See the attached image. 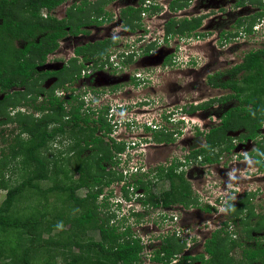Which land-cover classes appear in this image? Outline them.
<instances>
[{
    "label": "trees",
    "instance_id": "obj_1",
    "mask_svg": "<svg viewBox=\"0 0 264 264\" xmlns=\"http://www.w3.org/2000/svg\"><path fill=\"white\" fill-rule=\"evenodd\" d=\"M62 1L26 0L23 6L27 15L24 14L21 19H16L11 9L17 0L0 1V18L2 19L0 38L3 34H12L14 37L27 41L22 49H14L11 46L12 42L10 45L5 42L8 51L3 57L1 54L4 49L0 48V64H8L6 58H9V50H15L18 61L17 65H11L9 70L2 69L0 66V91L15 85L26 86V91L20 94L19 98L26 102L27 95L32 94L25 104L33 106L38 111V114L19 111L16 118L19 133L10 155L13 158H17L21 154L24 155L22 163L27 167V174L20 183L8 188L6 197L0 204V264H62V262L65 264H142V252L145 246L141 237L135 235L133 228L127 224L125 218H117V214L114 212L113 216L116 218L114 222L113 216L103 214V207L107 204L110 205L108 199L113 194V188L111 190L110 186L115 180H118L114 169L108 170L105 165L106 162L117 163L114 161L116 151L114 153L104 138L97 133L107 124L103 123L102 126H99L94 121L95 124L91 127L89 116L81 112L82 104H76L67 99L62 100L54 92L55 87L49 92L48 100L35 104L40 94V88L36 87V82H31L30 77H33L34 74L29 69L33 70L39 62L45 60L46 54L57 47V40L67 34V28L70 27L72 32L77 33L82 25L91 23L90 10L89 14L84 12V15L76 16L70 10L69 18L62 21L55 18L45 19L41 16L43 7L51 9ZM140 2L142 3V0ZM244 2L245 0H241L239 4H244ZM102 6L99 5L98 13L102 11ZM171 6L172 9H180L186 6V3L174 0ZM82 8H80L81 12L84 11ZM148 8L142 7V4L140 8L128 7L124 12L126 22L132 26H142L139 11L148 10ZM150 8L154 12L161 9L157 3L151 4ZM263 15L264 11L258 12V16ZM73 18L77 19L76 22H73ZM241 22L242 20L239 23ZM201 24V18H182L177 21L175 18H171L167 22L165 37L168 40L171 34L195 30ZM38 34L41 35L36 39ZM99 45L106 47L108 43L101 42ZM153 46L154 42L150 43L147 51ZM240 71H242V75L241 79H238L236 75ZM57 73L54 71L52 74ZM228 73H232L230 80L222 81L224 73L218 72L210 76V82L215 83L214 85L222 84L225 87H231L237 92L245 94V103L252 104V107L241 108L245 111L243 118H245V122L253 119L251 122L253 130L249 136H255V129L264 121V50L250 51L245 55L244 61L233 67ZM31 83L33 84L30 85ZM5 100L14 106L20 104V101L11 100L9 97H6ZM2 102L3 100L0 101V109H3ZM66 103H70V105ZM197 109V106H193L188 112H195ZM229 114H233V112L230 111ZM103 121L102 118L98 120V122ZM236 121L235 117L225 118L224 127H235ZM221 129H223L221 126L211 129L207 134V143L200 148L192 149L187 157L202 158L201 162L204 164L218 162L222 152L230 150L233 146L224 147L222 145L225 141V134L221 132ZM22 134H28L27 139H22ZM201 134L203 131L197 127L196 135ZM61 137H72L73 142L65 145L63 149L55 148L56 146L53 144L56 142L65 144L60 139ZM155 137L158 141L174 139L162 134L161 131L156 132ZM88 148L97 152L95 165L89 164V154L84 155ZM116 149L123 150V147H116ZM71 152L73 155H70ZM263 154L264 149L257 154V163L264 170ZM179 165L180 163L177 162L168 168H159L157 176L162 180L169 179L171 187L158 197L152 194L150 202L153 205L170 206L177 202L185 206H200V197L194 193L184 171L181 173L176 171V167ZM6 167L7 162L0 161V188L5 185L2 172ZM76 175L78 177L74 178ZM47 179L52 180L53 185L44 188L41 186V181ZM140 183H143L141 176L137 179V187ZM83 187H87L89 191L85 196H80L78 190ZM106 187L110 188L109 194L103 195L100 199ZM126 188L127 186H125V190ZM34 191L44 195L56 191L65 193L70 210L58 211L54 207L53 213L56 215L51 218L48 217L49 213L46 211L37 209L30 213L20 214V211L16 209L19 201L26 199L28 194ZM245 195L238 203L228 204L229 213L232 215L234 223L243 222L242 214L244 212L246 219L255 215L253 198H250L255 193ZM147 202L148 198L144 199V203ZM109 207L106 211H110L111 206ZM201 207L205 211L212 210L208 204L201 205ZM137 215H141V213ZM247 222L246 220L245 223ZM65 225L69 227L66 228ZM261 230H264L263 215L246 230V239H254L253 243L245 245L237 238L226 240L219 231L208 242H213L215 246L218 245L216 247L219 248L218 251L225 247V242L230 243L231 247H243L244 258L235 260L221 255L220 264L224 258L226 264H232V262L236 264H264V243L259 240L260 237L253 234L254 231ZM97 234H99V239H95ZM183 247L179 239L166 236L152 259L162 264H171L174 254L180 252ZM216 248L208 246V250L215 255L218 254ZM59 257L62 260L59 261Z\"/></svg>",
    "mask_w": 264,
    "mask_h": 264
},
{
    "label": "flooded vegetation",
    "instance_id": "obj_2",
    "mask_svg": "<svg viewBox=\"0 0 264 264\" xmlns=\"http://www.w3.org/2000/svg\"><path fill=\"white\" fill-rule=\"evenodd\" d=\"M1 1V0H0ZM26 0H17L14 6L11 7L13 16L16 19H21L22 16L27 13L25 12L24 4ZM105 0V3H103V8L100 13L97 12V9L99 8L100 3L103 1L100 0H63L60 4L56 5L55 7L49 9L47 7H43L41 9V16L43 18H55L59 21L67 20L69 18V11L72 10L73 13L76 15L82 14H88V11L90 10V17H91V23L84 24L80 27V30L75 33L70 30V27L67 28V34H65L63 37H60L57 40V47L48 52L46 54L45 60L43 62H39L36 67L32 70L29 69L32 74H34L33 77H30L31 82H36V87L40 88V94L37 97V101L35 104H38L40 102L46 101L49 99V92L55 87V93L62 99H67L68 101L71 100V102L76 104H82L81 112L84 115H88L90 118L89 125L91 127L94 126V121L98 123L99 126H102L103 123H106V127L104 126V133L102 129L98 132L100 134L106 143H108L109 148L113 150L115 153L116 147H118V143L114 139L110 137L112 136V123H113V117H121L120 112L122 110H126L127 113L137 115L138 113L135 111L130 110L131 108H135L139 111L144 110L146 105V98H140L138 95L141 93L140 89H129L127 85L129 84V79L131 78L132 82H134V85L140 84V80L144 79L145 77L141 74L142 71H145L144 68L140 69V64L144 63V58L151 59L156 56L157 50L160 48L161 40H167L166 39V26L167 22L171 18H175V20H179L182 18H201L202 24L197 27L195 30H188L185 33L177 32L174 34H171L168 38V40L172 41L174 39V46L178 48L179 43L182 42H188L191 41L194 38H199L201 36H204L202 33L204 27H207L210 25L211 22L214 21L213 15L215 14V10H221L220 17L222 20H224L225 16V6L228 4L230 6L229 14L233 15L235 17V27L236 30L230 31V34H234V37H241L240 35H243V31L241 30V26L243 21L247 24L246 27L244 26V32L249 33L252 31V27H255L253 29L252 35H255V38L257 37V34L260 31L257 28L264 23V15L258 16V12H263L264 9H261V6H264V0H245L244 4H239L241 0H198L197 5L201 4L200 13H197L196 15L187 13L186 11H189L191 9L194 10V6L192 3L196 0H181L186 3V6L180 8V9H172L171 5L174 0ZM153 3H157L160 6V10H156L154 12L151 10L150 5ZM105 4V5H104ZM142 4V7H149L148 10L142 9L140 12L141 14V22L142 26H135L130 25L126 22V19L124 18V12L125 10L132 6L134 8H140ZM192 4V5H191ZM112 5V10L111 6ZM255 5L257 6V10H254ZM260 6V7H259ZM83 7V8H82ZM207 9H206V8ZM80 8H82L84 11L81 12ZM184 8L186 10H184ZM254 10L253 12H251ZM112 11V13H111ZM225 12V13H224ZM228 14V15H229ZM165 17L163 21V25L158 26V28H162L163 30L160 31V37L150 38V33L148 29H151L152 26L149 23L155 24L154 17ZM116 17V18H115ZM115 18V19H114ZM244 18V19H243ZM125 19V20H124ZM76 18H73V22H76ZM242 20L241 23H239ZM123 21L124 27H120L119 22ZM2 22V19L0 18V23ZM105 23H110L108 25V32H106L105 27L103 26ZM151 25V26H150ZM119 26V29L116 30L115 28ZM112 28L114 31H111ZM246 28L251 29L250 31ZM205 29V28H204ZM205 34V33H204ZM209 34V33H208ZM219 37L222 39L220 34H224V31H219ZM41 34H38L36 39L40 37ZM262 35V34H261ZM0 38V48L4 49L3 53L1 54V57H3L6 52L8 51L5 45V42H8L9 45L11 43L12 48H20L22 49L26 44L27 41L23 40L22 38L14 37L12 34H3ZM162 37V39H161ZM148 38V44L145 45V41H147ZM149 38L151 40H149ZM229 37H224L223 40H228ZM161 39V40H160ZM104 42L108 43V46L104 47L102 45H99V43ZM154 42L153 48H150V50L147 51L148 45L150 43ZM264 43V42H263ZM261 43L257 47L253 48L252 50H264V44ZM249 50L247 53H249ZM156 51L155 55L152 56V52ZM176 52V51H175ZM246 53V54H247ZM9 58H6V61L8 64H0L1 68H6L7 70L11 69V65H17L16 60V52L15 50H9ZM174 54V53H173ZM176 54V53H175ZM174 54L173 55H166L164 58L163 65L166 64V67L169 65L174 66V63H178V57ZM245 54V55H246ZM244 55V57H245ZM234 60V59H231ZM230 60V62H231ZM244 61V58L241 61H233L231 62V67L226 69L225 71H215L213 74H216L218 72L224 73V76L222 78V81H228L232 78V73H228L235 67L236 65L241 64ZM191 63V62H190ZM192 64V63H191ZM19 67V66H18ZM140 69V70H139ZM142 70V71H141ZM54 71L58 72L57 74H52ZM141 71V72H140ZM71 73V75H69ZM133 73V74H132ZM132 74V75H131ZM211 74V75H213ZM137 77H136V76ZM208 75L206 78L207 83L211 88L218 90L219 93L210 95L209 97L205 96L203 100L200 102L189 103L187 106L179 107L181 110V113H184L183 119L187 120L190 117L189 121H193L192 115H195L199 111H205L207 108H215L214 113L212 115H209V123H205V125H208V129L202 130L203 134L196 137H202L203 143L201 145H196V148H200L204 146L207 143V134L211 131V129L215 127H222L221 132H224L225 134V141H223V146H229L233 145L230 150H225L223 152H232L233 150H238L239 154L237 157L241 158L240 160L244 159L245 156H252L253 157V164L256 168V171H260L262 176L256 174L254 180L261 181L264 178V170L261 169V167L257 163V154H259V151L264 149V121L262 125L257 127L255 129L256 135L255 136H249L251 134V131L253 130L251 126V122L253 121H247L245 122V118H243L244 110L241 108L243 107H252V104L245 103V94L241 92H237L236 90L232 89L231 87H225L222 84L214 85L215 83L210 82V76ZM242 71L239 72L236 76L238 79H241ZM135 76V77H134ZM137 81V82H136ZM167 83V82H166ZM31 83L30 85H32ZM59 84V86H58ZM121 89V90H118ZM169 92H174L175 89L171 84H169L166 87ZM26 91V86H12L9 87L3 91H0V101L3 100L1 103L2 108L6 107L7 105H10L11 107V114L8 117H5L6 120H9L10 123H13L12 119L17 118V115L19 111L27 112L28 114L31 112H35L38 114V111L33 108V106L30 107L31 110H28V105H17L14 106V104H9L8 101L5 100L6 97L11 98V100L15 101L16 97H19L20 94ZM32 95V94H30ZM30 95H27V98L29 101ZM75 97V98H73ZM5 100V101H4ZM66 100V101H67ZM25 101L23 100V103ZM32 102V101H31ZM70 102V103H71ZM70 103H66L67 105H70ZM126 106V107H124ZM193 106H197L198 109L195 112H188L192 109ZM19 110V111H18ZM6 110L0 109V114L5 115L3 112ZM233 112V114H229V112ZM107 116V121H105L102 117V115ZM145 114V113H143ZM173 114V113H172ZM91 115H94L95 118H92ZM236 118L235 127H224L225 118L228 117ZM231 115V116H230ZM110 116V117H109ZM188 116V117H187ZM211 116V117H210ZM102 118L103 122H98V120ZM183 121L182 119H180ZM15 123H18L15 119ZM80 123H83L80 121ZM5 124V123H4ZM6 125V124H5ZM3 125L2 126V132L7 130V127ZM232 126V125H229ZM18 127V125L16 126ZM157 129L152 130L154 133V136H152L153 141L157 144H159V148H164L166 144H174L176 141V136L178 134H181L180 130L171 129L170 131L166 132L168 129L164 128V131L159 130V128L156 126ZM163 128V127H162ZM18 129V128H17ZM162 134H165L169 138V140H163L158 141L155 137L156 132H160ZM197 132V131H196ZM109 134V135H108ZM108 136L106 139L105 137ZM55 144V143H54ZM254 147V148H252ZM124 148V147H123ZM157 149V148H156ZM194 149V148H193ZM192 151V150H191ZM119 154L120 151H118ZM222 152V153H223ZM191 153V152H190ZM116 154V153H115ZM188 155H186L184 162L188 163L193 158H188ZM222 156V154H221ZM220 156V160H221ZM202 157V156H200ZM202 159V158H200ZM220 160L218 162H220ZM116 161V158L115 160ZM178 160L173 158L169 165H167L165 168L170 167L171 165H174L177 163ZM218 162H213L209 164H215ZM262 162H264V154L262 155ZM140 169L143 171L141 175V180L143 183H140L138 186L140 190L143 189V192L141 194H138L142 199H138V206H140L142 203H144V199L148 198L147 203H151L152 194L156 195V193H153L151 191V186L154 185L151 182L150 179L144 180V176H150L154 174V176L158 175L159 168L164 167L163 163H158L157 165L153 167H144V164H141L139 166ZM179 167H176V171L178 173H181L182 171L179 170ZM151 173V174H150ZM185 177L187 178V174L185 173ZM252 176V175H250ZM160 178L159 176H157ZM162 180V179H161ZM169 180L165 179L164 181ZM238 180V179H237ZM137 182V181H136ZM170 182V181H169ZM190 183V181L188 180ZM143 184V185H142ZM147 185V186H146ZM191 188L192 184L190 183ZM150 186V188L148 187ZM130 187V186H129ZM171 187V183H170ZM168 187V189H170ZM146 188V189H145ZM132 189L133 186H132ZM237 189V188H236ZM167 190V189H166ZM165 190H162L157 197L162 194ZM232 193V192H231ZM236 191H234V194H226V195H218L215 197L216 201H210L208 198L207 202L205 204L200 205H210L212 207V210L219 209L220 203L227 206L230 203H238L240 199H242L245 194L252 193V191L245 192L243 194H237L235 195ZM151 196V197H150ZM236 199V200H235ZM201 201V197H200ZM210 202V203H209ZM151 205H153L151 203ZM172 205L175 206V218L173 221H176V224L172 225L174 228L171 230L172 227H163V221L160 223H155L152 225V229H156L159 231L158 236L160 241V245L156 246V243L154 244H148V248L158 247L160 248L161 243L163 242V238L166 236L174 237L176 239H179L180 242H185L184 239H182L181 234H184L186 238L192 237L195 233L192 232V228L190 229L189 225L180 224L181 220H185V217H181V213L184 211V215L186 213V207L185 205L181 203H173ZM218 205V206H217ZM156 206V205H155ZM160 205L156 206L157 208ZM193 206V205H189ZM225 206V208H226ZM188 207V206H187ZM194 207V206H193ZM168 208V207H164ZM199 209L203 212L209 213L211 211H205L201 206H199ZM191 212V210L189 211ZM188 214V213H187ZM177 217V218H176ZM235 223L232 220L229 222L226 220L224 222H220L218 225L215 224V228L209 230L208 233L211 232L210 236L208 237L207 234L205 236V243H204V250H200L199 253H194L195 249L193 246H200V242L193 239V241L188 242V245L183 247V249L175 253L174 256L171 259V264H215V261L213 262V257L215 254H212L208 250V246L214 247V249L218 246L213 242H208L209 239L213 237V235L216 232H220L222 236L226 238V240H230L231 238H237L234 232L235 229ZM171 226V225H169ZM184 232V233H182ZM193 233V234H192ZM203 233V232H202ZM206 233V232H204ZM203 233V234H204ZM193 243V244H192ZM227 244V242H226ZM224 248V254H227V256H224L226 258L230 259H237L238 257H235L232 253V250L234 251L237 247H231V244ZM225 245V243H224ZM217 252L219 248H216ZM191 251V253H190ZM194 251V252H193ZM218 254L215 255L217 257ZM243 255V254H242ZM244 258V256L242 257ZM240 260V259H237ZM149 262H157L159 264H162L159 261L151 260ZM143 264V262H142Z\"/></svg>",
    "mask_w": 264,
    "mask_h": 264
},
{
    "label": "rangeland",
    "instance_id": "obj_3",
    "mask_svg": "<svg viewBox=\"0 0 264 264\" xmlns=\"http://www.w3.org/2000/svg\"><path fill=\"white\" fill-rule=\"evenodd\" d=\"M100 1H103L100 3L101 5L105 3V0ZM196 3H198V0L193 1L192 3L195 5L194 10L191 9L189 11L188 9L186 12L193 15L200 13L203 9H200L201 4L197 5ZM226 3L227 5L225 6L224 10L226 12H224V20L220 24L222 19L218 18L220 17L218 15H220L221 10H215V14L213 15L214 21L211 22L209 26L204 27L205 29L203 28L205 34H202L204 36L194 38L188 42H183L182 40V42L179 43L178 48L174 46V39H172V41L161 40V37L160 40L162 42L159 44L160 48L157 50L158 52L156 56L151 59L144 58V63L140 64V69L144 68L145 70H141V74L145 78L140 80V84L138 85H134V82H132L131 78L129 79V84H124L127 85L129 89H140L141 93L138 95V97L146 98V103L148 104L146 105L145 109L141 111L131 108L130 106L129 112H137L138 114L136 116L127 113L128 109L125 108L126 110L123 109L122 112H120V118L118 116H114L112 118L113 127L112 136L110 135V137L116 142H119L118 147H124L123 150L119 151L120 153H125V156L122 154L124 156V161L122 163V160L119 159V152L115 150L116 156L118 157L117 163L113 164L106 162L105 165L108 170L114 169L118 177V180H115L110 188L112 189V187H115V190H119L117 195H121L123 192L124 197L129 199L127 205L134 203L138 204L137 198L140 197L138 194L143 192V189L140 190V188L137 187L136 182L143 172H136L133 167L140 168L139 166H141V164H144V167H153L158 163H163L164 167H166L170 164L173 158L177 159L180 163L179 170L185 171L187 174L186 176L192 184L194 193L201 197V201L199 202L200 204H205L208 201V198L210 201H213L218 195L234 194V191H236L235 195L243 194L248 191L254 192L255 195H251L250 198H253L252 203L255 205V215H253L250 219H246L244 218L246 217L244 212L242 214L243 222L235 223L236 225L234 227V232L236 233L235 235L237 236V239L247 245L253 243L255 240L246 239V230L250 226H253V224L259 220L261 215L264 216V178L261 181L254 180L256 174L260 176H262V174L260 171H256V168L253 164V157L245 156L244 159L240 160L241 158L237 157L239 154L238 150H233L230 153L223 152L220 162L215 164H204L201 162L202 160L200 158L191 159L190 162L185 163L184 159L186 155H189L191 150L195 148L196 145H201L203 143L202 137H196L197 127H200L202 130L208 129V125L206 126L205 123L210 122L208 116L214 113L215 108L211 107L207 108L205 111L197 112L195 115H192L193 121H189L190 117L189 119L184 120V113H181V110L179 109V107L184 105L187 106L189 103L196 104L197 102L203 100L205 96L209 97L210 95L219 93L218 90H215L209 86L206 81L207 76L213 74L215 71H225L231 67V62L234 60L241 61L249 50H252L264 42V23H262V25L257 28L258 30L256 31L260 32L257 34L256 38L255 35H252L253 29H255V27H252V31L249 33L244 32V26L246 27L247 25L244 21L242 23L244 25L240 27L243 31V35H240L241 37L236 38L234 37V34H230V31L236 30V27L234 26L235 17L229 14L230 6L228 1ZM110 7L112 10V5ZM261 9L263 10L264 6H261ZM184 10L186 9L184 8ZM254 10H257L256 5ZM155 18V24L149 23L152 25H150L151 29H148L150 38L160 37V31L163 30L162 28H158V26L163 25L162 23L165 17H163V19L162 17H159L158 19V16H156L153 19ZM109 24L105 23L103 25L106 29V32H108ZM119 24L120 27H124L123 21H120ZM115 29L118 30L119 26ZM111 31H114V29L112 28ZM219 31H224V34H220L222 39L219 37ZM223 35L224 37H229L228 40H223ZM150 38L149 40H151ZM144 43L145 45L148 44V38ZM155 53L156 51L152 52V56H154ZM173 53H176L175 55L179 58L178 61L180 62L174 63V66L169 65L166 67V64L163 65V60L166 55L174 56ZM169 84L174 87V92H169V90L166 89ZM23 98L25 99V97ZM15 100L20 101V104L25 105L28 99L24 103L19 97H16ZM10 107V105L3 107L6 110L3 112L5 115L0 114V161L4 160L7 162V167L2 172L3 177L5 178V185L0 188V204L5 199L8 188L20 183L27 174V167L25 165L23 166L22 163V160L25 158L24 155L21 154L17 158H13L10 155L12 147L16 144L18 137L17 135L19 133V126L16 127L18 123H15L16 118L12 119L13 123L9 122L10 119L6 120L5 118L11 114L10 112L12 110ZM27 109L31 110L30 106H28ZM91 117L95 118L94 115H91ZM102 117L108 122V118L105 116V114L102 115ZM180 119H183V121ZM3 125L7 127V130L4 132H2ZM156 126L161 127L159 128L161 131H164V128L168 129L166 132L170 131L171 129H175L177 131L180 130L181 134L176 136V141L174 144H166L164 148H159L162 146H159V144L155 143L152 138V136H154L152 130H154ZM102 131L103 133L105 132L104 129H102ZM27 137L28 134L21 135L22 139H27ZM105 138L107 139L108 136ZM60 139H62L65 144L56 142L53 144L56 146L55 148L63 149L65 145H69L73 142L72 137H61ZM52 151L54 152V150ZM88 154V159H90L89 164L95 165V158L97 157L96 150L88 148L84 155ZM70 155H73V152H71ZM76 177H78V175H76L74 178ZM143 179L151 180L150 183L154 184L151 186V191L156 193V195H158L162 190H166L168 187H170L169 180H161L156 175L154 176V174L150 176H144ZM123 180H125L130 186L127 187L126 190L125 188L122 190L119 186L120 183L124 182ZM51 185H53L52 180L47 179L41 181V186L44 188H49ZM116 186L118 188H116ZM132 186L134 189H132ZM110 188L106 187L102 195L109 194L108 190ZM88 191L89 189L87 187H83L82 189L78 190V194L80 196H85ZM220 205L222 206H219V209H215L209 213L200 210L199 206H185L187 208L186 213L185 215L183 214L185 211V209H183L181 217L183 218L186 215L187 216L185 220L183 219L180 221V224L183 223L189 225L190 229L192 228V232L195 233V235L192 233V237L188 236V238H186L184 234H181V238L185 240V242H182L181 240L183 246L186 247L188 242H192L194 239L196 243L197 241L200 242V246L194 245L193 247L196 249L194 250L195 252H193L199 253L200 250H204L205 239L211 234V232L208 233L209 230L211 229L212 231V229L215 228V224L218 225L220 222H224L226 220L229 222V220H231V214L229 213L227 206H223L222 203H220ZM109 206L110 205L107 204L105 207H103V214L113 216V210L110 209V211H106L108 209L107 207ZM54 207L58 211L70 210L65 193L56 191L44 195L43 193L34 191L28 194L26 199L19 201L16 209L20 211V214L30 213L35 209L46 211L49 213L48 217L51 218L56 215V213H53ZM146 207L147 208L145 209H147V211L139 218V222H136L133 229L137 231V235L144 237L148 236L150 241L155 239L156 246H158V244L160 245L161 239H159L158 236L159 231L152 229L151 227L152 220L157 219L156 216L159 210H164L166 213L171 214V208L174 207L175 210V206L172 205L168 208H155V205L146 203ZM140 209L143 210L144 206L142 205ZM190 210L191 212H189ZM136 219L137 217L131 218L129 222L136 221ZM246 220L248 221L247 223H245ZM174 223L176 224V221L168 222L167 224H164L163 227H167V229L168 227H172L170 228L172 230L174 228L172 226ZM65 227L68 228L69 226L65 225ZM202 232L206 233L203 234ZM206 234L207 236H205ZM253 234L260 237L259 240L264 243V230L254 231ZM95 239H99V234L95 235ZM146 240L148 241V238ZM228 245L229 244H226L225 242L226 249V246ZM152 249L153 251L155 250L154 247ZM242 251L243 247H237L234 251L232 250L231 254H233L235 257H238L237 259H241L243 257ZM217 253V257H213V262L215 261V264H220V256L223 255L224 257L225 255L224 248H222ZM145 254H147V256L146 262H144V264H159L157 262H149L151 254L148 252V250L145 252ZM58 260L60 261L62 258L59 257ZM62 264L65 263L62 262ZM221 264H226L225 258ZM232 264L236 263L232 262Z\"/></svg>",
    "mask_w": 264,
    "mask_h": 264
},
{
    "label": "clouds",
    "instance_id": "obj_4",
    "mask_svg": "<svg viewBox=\"0 0 264 264\" xmlns=\"http://www.w3.org/2000/svg\"><path fill=\"white\" fill-rule=\"evenodd\" d=\"M183 120V119H182ZM157 129V128H155ZM124 149V148H123ZM117 156H116V162H117ZM119 159L122 160V157H121V154H119ZM123 162V161H121ZM143 172L140 168H138V170L136 172ZM125 182L123 188H125V186L129 187V184H127V182L125 180H123ZM120 182V181H118ZM114 188V187H112ZM112 190V189H111ZM113 191V190H112ZM102 196L101 195V198L102 199ZM122 197V196H121ZM121 197L117 196L114 191H113V194L110 196V198L108 199L109 200V203H110V206H111V210H113L116 214H117V218H120V219H124L127 221V224L130 225L132 228L135 227V224L136 222H139V218L147 211V208L146 207V203H142L140 206H138V204H131V205H127L128 204V198L122 197V200H118L117 202L114 201L112 199H120ZM137 199H142L141 197H138ZM233 203V202H232ZM144 206V209H140L141 206ZM172 205L170 206H166V207H171ZM161 208H164L165 206L160 204ZM157 208V207H155ZM171 214L169 213H166L164 210L163 211H160L158 212L157 216H156V220H152V225H154L155 223H160L161 221H163V224H167L168 222H171L172 220H174L175 218V210H174V207L171 208ZM141 213V215H137ZM134 217H137L136 221H132V222H129L131 218H134ZM116 221V218L114 217V222ZM169 225V224H168ZM134 230V233L136 236H139L141 237L142 239V243L144 244V250L142 252V258H143V264L144 262H146V256L147 254H145V252L148 250V252L151 254V257L149 258V261L153 260L152 257L154 256V253L155 251L157 250L158 247H154L155 250L153 251L152 248H148V244H154L156 243V240L155 239H152L151 241L149 240V237H144V236H141V235H137V231ZM148 238V241L146 240ZM153 251V253H152ZM144 257H145V260H144Z\"/></svg>",
    "mask_w": 264,
    "mask_h": 264
},
{
    "label": "built area",
    "instance_id": "obj_5",
    "mask_svg": "<svg viewBox=\"0 0 264 264\" xmlns=\"http://www.w3.org/2000/svg\"><path fill=\"white\" fill-rule=\"evenodd\" d=\"M122 154H124V156H125V153H121V156H122V161H124V156L122 155ZM123 163V162H122ZM133 169H135L136 171L138 170V168L137 167H133ZM124 184H125V182H122V183H120L119 184V186H120V188L123 190V186H124ZM116 188H118L117 186H116ZM119 190H115V187H114V193L117 195V192H118ZM117 196H119V197H123V192H122V194L121 195H117ZM122 197L120 198V199H112L113 200V202L114 201H118V200H122ZM177 218V217H176Z\"/></svg>",
    "mask_w": 264,
    "mask_h": 264
}]
</instances>
